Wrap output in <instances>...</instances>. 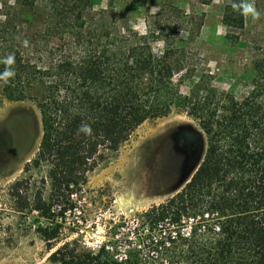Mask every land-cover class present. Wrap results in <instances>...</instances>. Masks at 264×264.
Listing matches in <instances>:
<instances>
[{
	"label": "trees",
	"instance_id": "1",
	"mask_svg": "<svg viewBox=\"0 0 264 264\" xmlns=\"http://www.w3.org/2000/svg\"><path fill=\"white\" fill-rule=\"evenodd\" d=\"M224 22L244 25L243 16L229 9ZM149 48L89 50L48 68L31 66L18 54L12 55L13 65L0 63V72L6 67L15 72L7 83L0 80L8 99L29 97L34 80L44 85L38 102L41 139L25 171L44 168L45 174L10 186L16 210L37 214L35 230L51 250L76 206L74 197L104 152L117 150L141 123L177 106L198 122L205 139L200 162L179 190L148 208L136 225H113L99 247L65 241L49 259L264 264V80L241 99L200 85L184 95L171 82L181 68L176 50L155 54ZM83 125L90 133L79 131Z\"/></svg>",
	"mask_w": 264,
	"mask_h": 264
},
{
	"label": "rangeland",
	"instance_id": "2",
	"mask_svg": "<svg viewBox=\"0 0 264 264\" xmlns=\"http://www.w3.org/2000/svg\"><path fill=\"white\" fill-rule=\"evenodd\" d=\"M31 2L0 0V58L18 54L48 68L89 50L136 45L161 54L169 47L180 59L171 82L181 94L200 85L241 99L264 80V0ZM248 3L257 16L242 13L239 5ZM228 9L243 16L242 28L225 24ZM36 81L24 100L8 99L0 81V264H59L49 256L65 241L99 247L113 225H136L148 208L177 192L205 148L198 122L177 106L144 121L89 172L49 250L35 230L37 214L16 210L10 195L16 180L45 174L44 168L25 171L42 134L44 85Z\"/></svg>",
	"mask_w": 264,
	"mask_h": 264
},
{
	"label": "clouds",
	"instance_id": "3",
	"mask_svg": "<svg viewBox=\"0 0 264 264\" xmlns=\"http://www.w3.org/2000/svg\"><path fill=\"white\" fill-rule=\"evenodd\" d=\"M233 7H237V5H233ZM239 7L241 8L242 13L245 14V15L251 14L253 17L258 15L256 10L254 9L252 4H250V3L241 4V5H239ZM0 63L5 64L6 66L13 65L14 57L12 55H8L6 58L0 60ZM14 75H15V72L12 69L6 67L3 72H0V80H2L5 83H7L8 82V78L13 77ZM79 131L83 132L85 134H88V133H90V128L87 125H83V126H81Z\"/></svg>",
	"mask_w": 264,
	"mask_h": 264
}]
</instances>
